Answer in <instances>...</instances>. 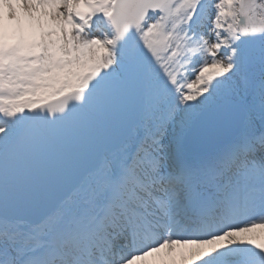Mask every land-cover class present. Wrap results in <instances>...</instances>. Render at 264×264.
<instances>
[{"label":"snow or ice","instance_id":"snow-or-ice-1","mask_svg":"<svg viewBox=\"0 0 264 264\" xmlns=\"http://www.w3.org/2000/svg\"><path fill=\"white\" fill-rule=\"evenodd\" d=\"M0 264H264V0H0Z\"/></svg>","mask_w":264,"mask_h":264}]
</instances>
